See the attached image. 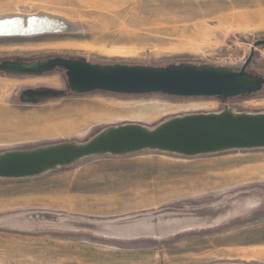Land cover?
Instances as JSON below:
<instances>
[{"label":"rangeland","instance_id":"1","mask_svg":"<svg viewBox=\"0 0 264 264\" xmlns=\"http://www.w3.org/2000/svg\"><path fill=\"white\" fill-rule=\"evenodd\" d=\"M44 14L67 17L69 27L0 36V62L62 57L242 70L264 41V0H0V22ZM249 65L264 77V46ZM0 84L12 85L0 92V137L23 133L0 140V151L83 141L106 126L154 125L184 113L264 110V90L228 102L75 95L62 72L0 74ZM33 87L67 94L20 103V92ZM92 115V123L78 121ZM0 264H264V152L94 159L39 180L0 182Z\"/></svg>","mask_w":264,"mask_h":264},{"label":"water","instance_id":"2","mask_svg":"<svg viewBox=\"0 0 264 264\" xmlns=\"http://www.w3.org/2000/svg\"><path fill=\"white\" fill-rule=\"evenodd\" d=\"M19 24L23 25V21ZM24 31L29 29L2 28L0 36L20 35ZM261 46H264V41L255 43L242 70L188 63L166 67L102 65L55 57L35 62L2 61L0 74L25 77L65 71L69 88L77 95L94 92L120 96L160 94L187 99L216 98L228 102L263 91L264 77L247 72L255 49ZM41 94L54 98L59 95L54 90ZM246 152H264V110L228 107L179 114L154 125L130 122L110 125L83 141L2 150L0 182L39 180L94 159L153 154L193 160Z\"/></svg>","mask_w":264,"mask_h":264},{"label":"bare ground","instance_id":"3","mask_svg":"<svg viewBox=\"0 0 264 264\" xmlns=\"http://www.w3.org/2000/svg\"><path fill=\"white\" fill-rule=\"evenodd\" d=\"M42 14H43V12H42ZM14 17H15V15H14ZM20 20L23 21V25L19 24V22H21ZM67 21L70 22V20L67 17L61 16V15H56V14L39 15V16H35V17H32V18L27 19V20H25L23 18H15V19L13 18L10 20L7 19V21H4V22L1 21L0 22V31L2 28L10 29V28L22 27V28L29 29V31H24L23 34H20V35L24 36L25 34H28V35H38L39 36V35L51 34L53 32H57L59 30H64L66 27H69V23ZM76 26H78V25H76ZM63 32H65V31H63ZM8 35L14 36V35H12V33L8 34ZM2 36H7V35H2ZM42 82H44V81H42ZM46 83H49L50 85L58 87L60 84V81L57 79H50V80H46ZM11 87H12V85L0 84V92H2L4 94L5 92L10 91ZM105 112H107V111H105ZM93 116L94 115H92L90 117H81L78 119V121L80 123L82 122L83 124H89V123L93 122V119H94ZM37 130L41 131L42 129L39 128ZM37 130H36V132H37ZM34 133H35V131H34ZM22 134L21 133L9 134L5 137H0V140H4L5 142L11 141V140H13L19 136H22ZM31 134H33V133H31ZM35 135H37V133Z\"/></svg>","mask_w":264,"mask_h":264},{"label":"flooded vegetation","instance_id":"4","mask_svg":"<svg viewBox=\"0 0 264 264\" xmlns=\"http://www.w3.org/2000/svg\"><path fill=\"white\" fill-rule=\"evenodd\" d=\"M56 72H62V74L66 78V82H67L68 78H67L66 72L65 71H61V70H56V71H54L52 73H47V74H42V75H35V76H32V77L50 76V75H52V74H54ZM67 84H68V82H67ZM47 90H52V89L46 88V87H33V88L24 89L22 92H20V94L18 96V101L20 103H22L23 105H26V106H35V105L44 103V102H46L48 100L65 96L67 94V93L65 94L64 92L63 93L62 92L61 93L57 92L59 95L57 97H55V98L54 97H43L44 95H42L41 93L45 92ZM68 90L72 94L77 95L76 93L71 91V89L69 88V85H68ZM263 90H264V88H263ZM25 91H27V92L25 93ZM32 91H36V92H32Z\"/></svg>","mask_w":264,"mask_h":264}]
</instances>
